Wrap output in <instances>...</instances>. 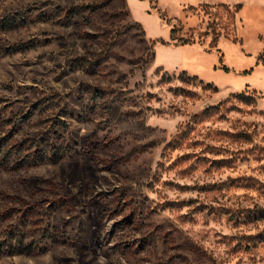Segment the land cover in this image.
Instances as JSON below:
<instances>
[{"label": "rangeland", "instance_id": "obj_1", "mask_svg": "<svg viewBox=\"0 0 264 264\" xmlns=\"http://www.w3.org/2000/svg\"><path fill=\"white\" fill-rule=\"evenodd\" d=\"M0 264H264V0H0Z\"/></svg>", "mask_w": 264, "mask_h": 264}, {"label": "trees", "instance_id": "obj_2", "mask_svg": "<svg viewBox=\"0 0 264 264\" xmlns=\"http://www.w3.org/2000/svg\"><path fill=\"white\" fill-rule=\"evenodd\" d=\"M239 8H240V6L237 7V9H239ZM176 35H177V30H176V29H173V30L171 31V38H172V40H177L178 42H180V43H182V44H184V45L190 43L189 40H182V39H179Z\"/></svg>", "mask_w": 264, "mask_h": 264}]
</instances>
